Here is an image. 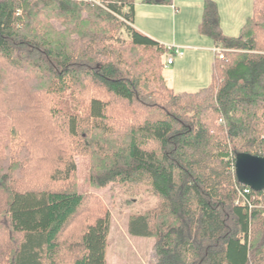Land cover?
Masks as SVG:
<instances>
[{
	"label": "trees",
	"instance_id": "16d2710c",
	"mask_svg": "<svg viewBox=\"0 0 264 264\" xmlns=\"http://www.w3.org/2000/svg\"><path fill=\"white\" fill-rule=\"evenodd\" d=\"M134 7L0 0V264H107L111 213L80 191L74 154L91 158V187L157 198L128 222L156 240L155 264H264V207L243 203L234 171L238 154L264 158V0L236 36L203 0L198 33L227 51L183 93Z\"/></svg>",
	"mask_w": 264,
	"mask_h": 264
},
{
	"label": "rangeland",
	"instance_id": "374dc122",
	"mask_svg": "<svg viewBox=\"0 0 264 264\" xmlns=\"http://www.w3.org/2000/svg\"><path fill=\"white\" fill-rule=\"evenodd\" d=\"M202 1L173 0L177 7L176 12L166 6L156 5L151 8L148 6L150 4L143 7L141 4L137 6L136 3V25L153 33L163 44L171 45L175 35L179 38L184 34H194L202 16ZM215 1L219 6L224 32L236 36L245 20L252 15L253 0ZM203 39L210 41L206 37ZM187 56L183 59L177 57L175 65L169 67L164 65L165 55L162 57L163 74L167 78V85L178 93L196 92L208 87L210 83V60L208 57L203 58L204 63H199L198 66L192 68L191 66L195 64L191 63L192 60L187 64ZM183 60L186 61L183 66L179 67ZM203 65L204 68H202ZM203 74L206 78L205 83L198 82ZM66 97L69 100V96ZM222 123L218 121L216 125ZM74 161L77 164L80 191L98 196L103 201L104 207L111 213L112 226L107 264H155L156 240L131 236L128 231V222L131 214L143 213L157 206V198L149 191H141L123 184H110L100 189L93 188L89 183L91 158L87 155L74 154ZM255 202L257 205L254 207H259V209L261 205L264 207V199L261 203L258 200Z\"/></svg>",
	"mask_w": 264,
	"mask_h": 264
},
{
	"label": "crops",
	"instance_id": "0c3cea01",
	"mask_svg": "<svg viewBox=\"0 0 264 264\" xmlns=\"http://www.w3.org/2000/svg\"><path fill=\"white\" fill-rule=\"evenodd\" d=\"M144 1L145 0H135V7H134V27L138 31L142 32L143 34H145V35L149 36L150 38L156 40L157 42L163 44L157 38V36L155 37V35L153 33H151L150 31L148 32L143 27H140V26H137L136 25V3H137V6H138V4H141V5H143V7H147V4L148 3H145ZM156 5L157 6H166V8H168V9L170 7L173 11H175V12L177 11V7H176L175 3L173 2V0H172V4H162V5L161 4H150L148 6L152 8L154 6L156 7ZM202 6H203V3H202ZM200 21H201V19H200ZM197 28H198V25H197ZM197 28H196L194 34L193 33L192 34L189 33L188 35H185L184 34L183 37H180L179 36V38L177 37V35H175V37L172 39V44L171 45L177 46V47H179L183 51V53H184L183 56L182 57H178V58H182L183 59L186 55H188L187 58H186L187 64L191 60H192L191 63L192 64H195L194 66H191L192 68L195 67V66H198L199 63L200 64L204 63L203 62V58L208 57V59L210 60V79L209 80H210V83H211V74H212L213 61H214L213 53H212V47L214 45H213V43H212V41L210 39H209L210 41L204 40L203 39V36H201L198 33ZM151 34L154 35V36H152ZM163 45H169V44H163ZM186 51L187 52L189 51L188 54H186L187 53ZM205 55H207V56H205ZM186 60H183L181 62V64L179 65V67L183 66V63ZM174 65H175V61H174V64L172 66H174ZM202 68H204V65H203ZM206 72H207V70H206ZM165 79H166V82H167V78L166 77H165ZM205 81H206L205 74H203V75H201V80H198V82L205 83ZM195 82H196V80H195ZM210 83H209V85H210Z\"/></svg>",
	"mask_w": 264,
	"mask_h": 264
},
{
	"label": "water",
	"instance_id": "95a60500",
	"mask_svg": "<svg viewBox=\"0 0 264 264\" xmlns=\"http://www.w3.org/2000/svg\"><path fill=\"white\" fill-rule=\"evenodd\" d=\"M237 181L254 192L264 191V158L238 154L235 161Z\"/></svg>",
	"mask_w": 264,
	"mask_h": 264
},
{
	"label": "built area",
	"instance_id": "2783aa9c",
	"mask_svg": "<svg viewBox=\"0 0 264 264\" xmlns=\"http://www.w3.org/2000/svg\"><path fill=\"white\" fill-rule=\"evenodd\" d=\"M165 47H166L167 51L165 54L164 65H165V67H169V66H172L174 64V61L177 57H182L184 53L179 47L174 46V45H165ZM226 51H227L226 49L215 46L212 49L214 61L224 60L225 55H226ZM220 122H222V120H220ZM234 171H235V166H234ZM237 190H238V194H239L240 199L243 201L244 204H247L250 209L253 208V205H252L253 202H255L257 200L262 202V199H263L262 196L252 195L251 193L254 191L247 186H245L244 188L237 187ZM248 196H250V197H248Z\"/></svg>",
	"mask_w": 264,
	"mask_h": 264
}]
</instances>
